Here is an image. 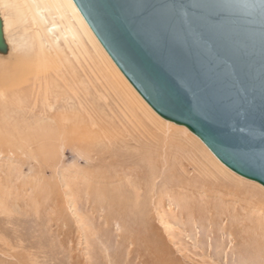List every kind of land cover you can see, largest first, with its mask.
I'll list each match as a JSON object with an SVG mask.
<instances>
[{
    "label": "rangeland",
    "instance_id": "374dc122",
    "mask_svg": "<svg viewBox=\"0 0 264 264\" xmlns=\"http://www.w3.org/2000/svg\"><path fill=\"white\" fill-rule=\"evenodd\" d=\"M4 5L14 19L8 51L21 53L31 31ZM83 36L86 46L59 39L49 51L67 93H45L61 83L50 65L48 84L33 91L37 73L12 87L16 75L0 62V264H264V186L227 169L189 129L170 127ZM50 100L52 112L82 118L97 151L35 136ZM96 168L108 186L93 182ZM122 188L130 205L114 199Z\"/></svg>",
    "mask_w": 264,
    "mask_h": 264
},
{
    "label": "water",
    "instance_id": "95a60500",
    "mask_svg": "<svg viewBox=\"0 0 264 264\" xmlns=\"http://www.w3.org/2000/svg\"><path fill=\"white\" fill-rule=\"evenodd\" d=\"M73 1L159 116L264 186V0Z\"/></svg>",
    "mask_w": 264,
    "mask_h": 264
},
{
    "label": "bare ground",
    "instance_id": "6f19581e",
    "mask_svg": "<svg viewBox=\"0 0 264 264\" xmlns=\"http://www.w3.org/2000/svg\"><path fill=\"white\" fill-rule=\"evenodd\" d=\"M2 2L14 14L15 20L18 23L23 24L25 30L31 31L30 34L26 33L27 39H25V41L22 42V46L20 45L22 47L21 53L20 52L14 53L13 50L10 52L8 51L6 54H2V57L0 59V62L4 61L6 63L4 66V70H6L7 73H9L10 75L11 74L16 75L15 80L13 82L10 81L11 86L15 84L14 86H18L20 88L22 83H25L24 85H26V83H28L29 76L36 74V73L38 74V76L36 74V76H37L36 81H34L35 83H32L33 84V91H35V88L36 89L40 88L43 85V81H45L46 85H47L49 82L48 80L50 79V76L47 74L45 75V73H47L46 70L49 67V65L52 66L53 69H55V70L57 69L56 72L60 71L59 70L60 68L58 66L56 68L53 67V65L51 63L52 61H50L51 56L49 54V51L51 49H54L56 51V49L59 45V39H62L68 46H69V43H73V44L77 45L78 47L79 46L80 47L86 46L84 36H83V34L85 33L89 37H91L94 40V42H96V44L100 45L101 48L103 47L102 44L100 43V41L97 39L96 35L93 33V31L89 27L88 23L84 19L83 15L79 11L78 7L76 6V4L73 0H2ZM5 5H4V7H5ZM8 8H6V9H8ZM7 12H9V11L6 10V13ZM0 15H1V18L3 20L4 34L6 35L7 29H9V26L11 25V21H13L14 19H12L11 21L8 20V18L6 19L5 18L6 15L5 16L3 15L1 9H0ZM15 24L12 27H14ZM81 30L84 33L81 32ZM6 37L7 36H5V38ZM16 45L18 46V43ZM17 46H15V47H17ZM102 49L105 50L104 47ZM106 53H107V51H106ZM107 56L109 59L111 58L109 56V54ZM29 61L32 62L31 63L32 65L26 66L27 63H29ZM33 62H37V64H38L36 70L33 66ZM48 69H50V68H48ZM118 74L120 75V73H118ZM57 75H59L58 77L61 78L60 79L61 83H59L58 86L55 84V86L59 89H56V87H55V89H51L49 91H46L45 93H67L69 90L68 88L71 89L73 87L72 84H70V82H69L70 79L66 75H64L63 73H59V72L57 73ZM120 77H121V75H120ZM122 77H123V75H122ZM123 79H124V77H123ZM8 82H9V80H8ZM14 86H12V87H14ZM24 88L25 87H23V89ZM30 89L32 90V86ZM47 89H49V88L47 87ZM21 90H22V88H21ZM21 90H19V91H21ZM27 91H28V89H27ZM26 92H24V93H26ZM48 97H49V94L46 95V99H48ZM50 103H51V100L49 102L48 108H44L41 110V114H43L44 118L48 119L49 121H44L43 123H41V122L37 123L38 124L37 129H43L44 132L43 133L36 132L35 136H37L38 138H43V139H48V140H55L57 138V136H59V138L65 140L66 142H68L70 144L75 143V144H78V146H80V147L87 148L88 150L91 149V150L97 151V149H95V148H96V146H97L96 144L98 142H96L93 139V137H92L93 135L92 136L88 135L90 137V138L88 137L89 138L88 139L87 137H85L86 135L83 136L84 133L82 134V130H80V127H78V126H81V128H82V125L80 124V119L78 118L80 116L73 118L70 114H66L67 112H62V113L56 112V111L52 112L51 110H53L52 109L53 106H51ZM60 106H62V105H60ZM165 122L169 126L172 124V122H170L168 120H165ZM172 125H175L173 128L174 130H176V129H186L187 130L188 129L185 126L176 125L174 123ZM170 127H172V126H170ZM176 127H179V128H176ZM55 129L58 130V133H57V130H55ZM93 133H95L94 130H93ZM93 133L91 132L90 134H93ZM98 157L99 156H97V158ZM201 164L205 168L204 164H206V163H204L202 161ZM223 165L227 169H229L225 164H223ZM97 168L99 169V167H97ZM97 168L93 172V173H95V175L92 177L93 182L99 183L98 185L101 188L106 187V185L108 186L106 181L102 182V181L98 180L100 176H105V175H103L102 172H100ZM209 169H211V168H209ZM208 172H210V171H208ZM118 176H121V174L119 173ZM96 178H98L97 181H96ZM240 179H242V178H240ZM87 180H89V179H87ZM218 182L222 183L223 180H219ZM138 184L141 186V182ZM91 186H92L91 184L85 185V187H87V188H91ZM93 186H94V184H93ZM229 189H231V188H229ZM230 191H232V189ZM139 192H140V189L138 191L136 190L138 197L141 196V193H139ZM127 193H129V192H127L126 190H124L122 188L121 194L120 195L118 194V196H120L119 199L117 198L116 195L114 196V199L116 198L118 204H124V203L129 204L128 203L129 200L128 201L126 200L128 197ZM132 201H131L132 206H135V207L138 206L137 202L135 203ZM153 229H154V227H153ZM153 234H155V233H153Z\"/></svg>",
    "mask_w": 264,
    "mask_h": 264
}]
</instances>
